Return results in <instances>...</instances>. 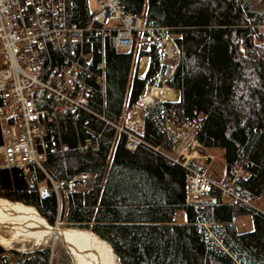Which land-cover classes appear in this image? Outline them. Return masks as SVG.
<instances>
[{"label": "trees", "instance_id": "trees-1", "mask_svg": "<svg viewBox=\"0 0 264 264\" xmlns=\"http://www.w3.org/2000/svg\"><path fill=\"white\" fill-rule=\"evenodd\" d=\"M120 2L127 14L144 16L149 25L169 28L176 36L181 60L166 87L180 92L179 101L147 108L143 126L129 128L143 143L128 150L126 134L115 126L123 124L149 86H161L160 56L152 50L146 76L138 78L134 50L116 52L94 36L93 69L101 75L95 66L104 62V95L96 92L89 111L78 109L47 124L43 143L36 145L46 152L44 171L36 165L28 172L0 168V199L35 207L51 225L60 219L94 233L109 243L120 264H264V214L245 203H223L218 192L215 202L188 203L189 172L165 155L174 151L176 137L168 138L161 125L169 110L180 121L202 114L197 138L203 151L224 154L227 175L241 167L236 188L246 201L263 198L264 0ZM67 8L71 23L87 24V0H71ZM63 60L50 50L46 63L58 66ZM90 80L97 90L94 77ZM37 95L39 108L52 105L42 92ZM98 135L94 151L86 140L95 143ZM80 173L92 174L94 183L84 190L62 189L59 217V200L47 175L71 181ZM179 212L185 215L182 222ZM246 215L252 216L254 229L240 232L235 221ZM54 260L49 246L26 252L0 246V264H57Z\"/></svg>", "mask_w": 264, "mask_h": 264}, {"label": "built area", "instance_id": "built-area-1", "mask_svg": "<svg viewBox=\"0 0 264 264\" xmlns=\"http://www.w3.org/2000/svg\"><path fill=\"white\" fill-rule=\"evenodd\" d=\"M71 0H0V168L21 167L25 172L30 165L44 171L46 152L37 150V142L43 143L46 127L54 117L73 113L78 109L89 111V103L97 91L104 95V62L93 69V37H100L116 52L135 51L134 75L139 76L144 57L156 51L160 56L161 71L157 79L163 85L169 81L179 65L181 52L176 36L169 28L154 27L146 17L129 15L120 0H87L90 18L86 25L71 23L68 5ZM87 44L89 50H85ZM50 50L60 52L63 63L48 67ZM100 53V50H97ZM94 77L98 89L91 83ZM155 87H149V94ZM38 92L49 99V108H39ZM156 99L145 103L140 100L136 108L124 115V122L115 126L126 134L125 147L134 151L143 141L129 130L143 126L142 113L154 105ZM76 119V116H74ZM101 119L105 120L103 117ZM162 129L168 138L176 137L175 157L165 154L189 172L187 176V201L197 205L215 202L218 192L226 204L245 203L264 214V207L246 201L238 192L236 183L241 177L240 166L232 168L231 175L223 174L222 181L214 180L203 168L211 164L215 156L204 155L197 138L204 117L197 114L190 120L180 121L169 110L162 115ZM106 123L111 124L105 120ZM95 143L86 140L96 151ZM92 143V144H91ZM44 146V145H43ZM45 149V147H43ZM55 193L62 189H88L94 183L90 173H80L71 181H54L47 175ZM40 194H48L46 187L39 188ZM264 201V196H263Z\"/></svg>", "mask_w": 264, "mask_h": 264}, {"label": "bare ground", "instance_id": "bare-ground-1", "mask_svg": "<svg viewBox=\"0 0 264 264\" xmlns=\"http://www.w3.org/2000/svg\"><path fill=\"white\" fill-rule=\"evenodd\" d=\"M148 58L143 59V66ZM144 73L142 68L141 75ZM154 98L177 101L179 92L168 87L154 88L144 98L148 103ZM49 222L36 208L20 202L0 199V245L11 247L13 244H33L35 246L57 245L62 242L74 264H119L118 258L108 242L94 233L79 228L57 229L49 227ZM7 233L3 235L1 232Z\"/></svg>", "mask_w": 264, "mask_h": 264}, {"label": "rangeland", "instance_id": "rangeland-1", "mask_svg": "<svg viewBox=\"0 0 264 264\" xmlns=\"http://www.w3.org/2000/svg\"><path fill=\"white\" fill-rule=\"evenodd\" d=\"M92 1V7L93 6V0ZM166 87V85H165ZM157 100V99H156ZM159 100V99H158ZM203 150V149H202ZM204 155H211V156H215V159L212 161V163L206 165L203 170L204 172H207L208 175H210L214 180L222 182V176L223 174H226V164L224 159L222 160V155L220 152H218V150L215 149V151H212L210 153H207L206 151H203ZM173 157H175L176 153L174 152ZM62 199H63V195L60 194L59 196V217L62 214L63 208H62ZM7 200V199H5ZM9 201V200H8ZM256 205H258L259 207H264V201L263 199H261L259 202L255 203ZM33 207V206H32ZM35 208V207H34ZM181 220H185V215L182 212L177 213V221L181 222ZM56 222L59 223L60 227L62 228H71L69 226H67V224L65 222H62L59 220H57ZM235 224L238 228V230L240 232H249L252 231L254 229V224H253V219L251 215H246V216H241L238 217L235 221ZM3 235H7V233L5 232H1ZM2 246V245H0ZM49 246L52 250V254L54 257V261L57 264H74L72 258H68V251L66 249V246L62 243L59 242L57 245H53V244H49V245H42V246H35L33 244H29V243H25V244H13L11 247H5L2 246L4 249L6 250H17V251H32L38 248H42V247H47Z\"/></svg>", "mask_w": 264, "mask_h": 264}, {"label": "crops", "instance_id": "crops-1", "mask_svg": "<svg viewBox=\"0 0 264 264\" xmlns=\"http://www.w3.org/2000/svg\"><path fill=\"white\" fill-rule=\"evenodd\" d=\"M148 58V60H147V62H146V65L145 66H143L142 68L144 69V73L141 75V71H142V68H141V70H140V72H139V76L140 77H138V78H144L145 76H146V73H147V70H148V67H149V57H147ZM134 71H135V68H134ZM136 75V74H135ZM134 75V76H135ZM169 88V87H168ZM170 89H172V88H170ZM173 90H175V89H173ZM176 91H178V90H176ZM179 92V91H178ZM179 97H180V92H179ZM180 99V98H179ZM179 99L177 100V101H179ZM159 100H162V99H159ZM174 102V101H173ZM143 120V119H142ZM174 151H175V149H174ZM174 151L173 152H171V153H169V154H172V153H174ZM204 151H206L207 153H210V152H212V151H215V150H213V149H205ZM218 152H220V151H218ZM221 153V152H220ZM221 155H222V158H224V154H222L221 153ZM225 159V158H224ZM223 160V159H222ZM184 221V220H183ZM181 222H182V220H181Z\"/></svg>", "mask_w": 264, "mask_h": 264}, {"label": "water", "instance_id": "water-1", "mask_svg": "<svg viewBox=\"0 0 264 264\" xmlns=\"http://www.w3.org/2000/svg\"><path fill=\"white\" fill-rule=\"evenodd\" d=\"M46 221H47V220H46ZM57 223H58V222H56L55 225H51V224L49 223V224H50L49 227L52 228V229H57V226H56ZM117 258H118V257H117ZM118 262H119V259H118ZM119 264H120V262H119Z\"/></svg>", "mask_w": 264, "mask_h": 264}]
</instances>
